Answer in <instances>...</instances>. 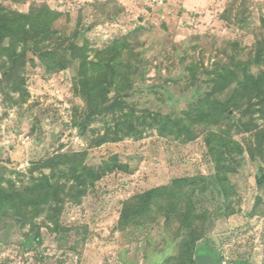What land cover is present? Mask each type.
Returning a JSON list of instances; mask_svg holds the SVG:
<instances>
[{"label":"rangeland","instance_id":"rangeland-1","mask_svg":"<svg viewBox=\"0 0 264 264\" xmlns=\"http://www.w3.org/2000/svg\"><path fill=\"white\" fill-rule=\"evenodd\" d=\"M0 4L58 14L32 40L42 52L8 40L19 57L0 56V180L51 192L40 210L0 211V264H177L173 210L120 223L177 179L206 229L197 264H264V0Z\"/></svg>","mask_w":264,"mask_h":264},{"label":"trees","instance_id":"trees-1","mask_svg":"<svg viewBox=\"0 0 264 264\" xmlns=\"http://www.w3.org/2000/svg\"><path fill=\"white\" fill-rule=\"evenodd\" d=\"M57 18L58 14L55 11L45 7L34 9L33 12L25 14L12 11L0 4V56L19 57V53L16 51L12 53V49L8 47V40L16 45L23 42L26 49L42 52L43 49H41L40 43L34 44L32 40L39 35L45 37L53 36L55 33L52 30V25ZM262 52L264 54V50ZM60 56L61 53H55L54 56L50 57V59H55L54 61L58 60L60 64L50 65L53 66L52 70L54 71L59 70V68L64 69L69 64L65 54L62 57ZM43 57L47 60L49 55H43ZM252 77L254 78V76ZM79 81L81 80H76V86H78ZM255 81L258 84L264 81V78H255ZM103 97H107L106 93H104ZM44 166L50 169L58 167L56 159L47 161ZM87 170L91 175L96 176L97 179L102 176L94 168ZM79 178L83 179V176L79 175ZM3 180L4 178L0 180V211L13 208L17 212H21L26 206L40 210L43 204L50 202L51 192L49 190L45 192L41 190L44 183H35L31 188L28 187L23 191H12L10 187L3 185ZM186 181L187 179H177L174 185L153 188L133 197L125 204L120 223L124 226L139 224L151 217L155 209H165L166 207L169 210H173L174 213L180 216L186 230V235L183 239L184 246L177 264H197L195 259L197 244L203 238L206 229L203 230L204 227L196 225L202 217L197 213L196 204L190 194L186 193L184 195L185 199L178 197L179 188L182 189L186 185ZM83 183L85 186L84 179ZM192 191L195 192V190Z\"/></svg>","mask_w":264,"mask_h":264},{"label":"water","instance_id":"water-1","mask_svg":"<svg viewBox=\"0 0 264 264\" xmlns=\"http://www.w3.org/2000/svg\"><path fill=\"white\" fill-rule=\"evenodd\" d=\"M26 245H28V243H26Z\"/></svg>","mask_w":264,"mask_h":264},{"label":"crops","instance_id":"crops-1","mask_svg":"<svg viewBox=\"0 0 264 264\" xmlns=\"http://www.w3.org/2000/svg\"><path fill=\"white\" fill-rule=\"evenodd\" d=\"M198 260H199V258H198ZM199 262V261H198Z\"/></svg>","mask_w":264,"mask_h":264}]
</instances>
